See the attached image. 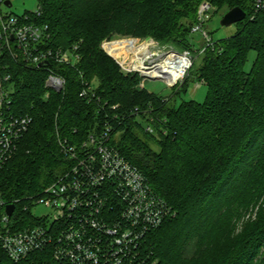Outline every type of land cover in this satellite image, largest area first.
I'll use <instances>...</instances> for the list:
<instances>
[{
  "label": "trees",
  "instance_id": "1",
  "mask_svg": "<svg viewBox=\"0 0 264 264\" xmlns=\"http://www.w3.org/2000/svg\"><path fill=\"white\" fill-rule=\"evenodd\" d=\"M37 1V22L48 26L49 46H78L81 60L76 67L51 64L66 86L49 98L48 70L6 62L14 77L12 110L33 123L0 174L3 197L42 193L69 167L59 138L77 144L100 134L109 115L111 144L142 171L172 213L143 239L135 264H264V13L254 11V0ZM205 1L225 13L239 7L247 17L235 35L205 50L176 93L186 92L194 79L208 89L202 103L176 105L150 93L140 87L138 73L125 74L102 49L105 39L120 35L194 51L192 27ZM251 52L255 59L246 70ZM86 84L95 87L100 104L81 96ZM136 107L152 108L156 134L145 131L146 116L115 119ZM255 209L238 232V223ZM26 218L34 220L28 213ZM0 264L63 263L52 247L15 262L0 245Z\"/></svg>",
  "mask_w": 264,
  "mask_h": 264
},
{
  "label": "built area",
  "instance_id": "2",
  "mask_svg": "<svg viewBox=\"0 0 264 264\" xmlns=\"http://www.w3.org/2000/svg\"><path fill=\"white\" fill-rule=\"evenodd\" d=\"M6 1L0 0V174L33 123L30 115H18L12 110L14 77L6 62L12 60L28 68L48 70V97L50 91L61 92L66 86L65 77L54 71L51 64L76 67L81 60L78 46L66 50L49 46V28L37 22L41 16L39 9L22 16L4 13L1 6ZM214 11L207 1L199 7L198 22L192 27V33L202 37L199 50L163 51L152 40L135 38L105 41L102 49L125 74L138 73L141 88H145L147 80H153L163 81L174 89L189 77L195 61L205 50L213 47L209 23ZM254 11L264 13V0H254ZM117 42L132 43L130 49L121 50L120 58L108 50ZM145 45L149 54L140 56L139 61L132 51ZM156 48L157 52L152 51ZM139 62L144 63L150 74L136 67ZM43 63L49 65L40 67ZM81 96L88 103L97 100L100 104L94 86L86 84ZM152 112L151 107H136L123 116L115 114V119L119 122L129 115L141 121L146 116L145 131L156 134ZM109 120L107 115L100 134H90L77 144L59 138L60 151L69 167L42 193L8 201L0 188V245L13 261L19 262L33 252L52 247L63 264H135L143 239L172 214L142 171L111 144L115 128ZM40 204L50 213L42 217L33 215V209ZM9 205L15 206L11 216L7 213ZM27 213L33 222L27 220Z\"/></svg>",
  "mask_w": 264,
  "mask_h": 264
},
{
  "label": "rangeland",
  "instance_id": "3",
  "mask_svg": "<svg viewBox=\"0 0 264 264\" xmlns=\"http://www.w3.org/2000/svg\"><path fill=\"white\" fill-rule=\"evenodd\" d=\"M10 1L13 4L12 8H7L4 5L1 6V9L4 13L10 12V13H13L15 15L22 16L26 13H35L39 8V3L37 0H10ZM225 14L226 13L224 10L216 11V9H215V11L213 12L212 19L209 23V28H210V31L212 33V38L214 41H220V40H223L227 37L233 36V35H235V33L238 30L237 24L232 25L230 27H225V26L221 25V21H222L223 17L225 16ZM129 38H133V37L116 35V36H113L112 38L105 39L102 42V44L105 41H109V40H121V39H129ZM135 39H137V38H135ZM151 40L154 41L155 43H157L159 49H161L163 51H168L171 49L178 51L176 48H174V46L162 45L152 38L146 39V40H141V41H151ZM192 43L194 46V50H199L201 45H202L201 35L200 34H192ZM152 51L157 52L158 50L156 48L155 50H152ZM179 52H181V51H179ZM194 55H196V53H194ZM254 59H255V52H251L249 55V60L246 63V67H245L246 70H249L252 67ZM199 60H200V57L195 61L194 65L195 64L198 65ZM194 65H193V68H194ZM193 68H192V70H193ZM187 79L185 80V82L188 81ZM185 82L181 86L180 85L176 86L173 89V88L168 87L166 85V83H164L163 81L147 80L145 83V89L147 91H149L150 93H156V94H159V95L165 97L166 99L172 100L173 103H175L176 105L181 104L183 101L194 100L196 102L202 103L206 100L207 93H208L207 87L202 83L195 82L194 79H190L189 87H188L186 92H182V93H180V95H177L176 93L185 84ZM140 85H141V83H140ZM49 96L46 98H49ZM141 122H143L142 125L145 127V125H146L145 121H141ZM255 212H256V209L254 212L252 210H250L247 214V217L245 219H242L238 223V229H237L238 232H240L243 229V223H245L244 221L246 219L247 220L249 219L250 215H252L251 219H253L255 217V215H256ZM32 213L35 216L42 217V216L47 215L50 212H49L48 208H46L43 204H40V205H37L33 209Z\"/></svg>",
  "mask_w": 264,
  "mask_h": 264
},
{
  "label": "water",
  "instance_id": "4",
  "mask_svg": "<svg viewBox=\"0 0 264 264\" xmlns=\"http://www.w3.org/2000/svg\"><path fill=\"white\" fill-rule=\"evenodd\" d=\"M5 6L7 8H12L13 4L10 0L6 1ZM247 17L246 12L239 8H233L230 10L228 13L225 14L221 21V25L225 27H230L232 25L238 24L240 22H243ZM49 64L48 63H43L40 65V67H47ZM15 211V206L14 205H9L7 207V213L11 216Z\"/></svg>",
  "mask_w": 264,
  "mask_h": 264
},
{
  "label": "bare ground",
  "instance_id": "5",
  "mask_svg": "<svg viewBox=\"0 0 264 264\" xmlns=\"http://www.w3.org/2000/svg\"><path fill=\"white\" fill-rule=\"evenodd\" d=\"M131 47H132V43L131 42H117V43H114V44L110 45L108 47V50L110 51V53L114 57H117V53L121 52V50H123L124 48H129L130 49ZM147 48H148L147 45L141 46V47L138 48V50H133L132 52L136 54V56L138 57V59L140 61V58H141L140 56H142L144 58V57L147 56V54H149ZM115 51H117V52H115ZM117 58H119V57H117ZM136 67L139 68V69H143L146 74H150V72L148 71L149 69L144 65V63L139 62L136 65Z\"/></svg>",
  "mask_w": 264,
  "mask_h": 264
}]
</instances>
